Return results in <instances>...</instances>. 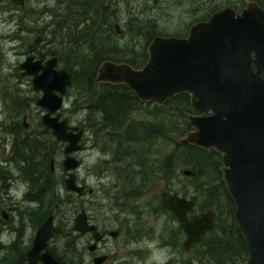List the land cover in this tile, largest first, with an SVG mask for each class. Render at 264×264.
I'll return each instance as SVG.
<instances>
[{
    "label": "rangeland",
    "instance_id": "rangeland-1",
    "mask_svg": "<svg viewBox=\"0 0 264 264\" xmlns=\"http://www.w3.org/2000/svg\"><path fill=\"white\" fill-rule=\"evenodd\" d=\"M3 1L4 7L13 6L10 0ZM213 1L212 3L219 5V8L225 7L221 6V0ZM252 1L256 0H231L230 2H233L235 6H226L235 7L240 12L248 2ZM199 2L194 0H117L112 8L113 12L109 9L106 13L112 20V27L114 23H119L123 36L118 38L113 28L112 32L110 29L107 32L105 27L100 26V32H102L100 39L95 40V43L90 46H93L94 54L95 52L118 53L122 58L128 56L135 62L134 65H137V60L141 57L140 54L146 49V40L141 34L145 25L152 27V33L158 36L186 38L189 27L200 20L195 17L204 19L211 13L207 8L208 0L203 1L204 11L197 8ZM24 5L23 11L17 14L13 11H0V68L6 69L2 71L5 73L3 78L6 83H9V88L4 87L6 86L5 83H0V90L10 91V94L32 104L39 93L33 91L29 76H25L23 70L19 69V64L24 62L28 55H35V53L26 51L33 44L31 42L38 37L37 29L49 25L47 34L43 35L49 36L51 39V32L55 29L54 21L60 20L61 26L66 22L67 29L73 27L80 34L87 30L91 23L88 21L78 24L72 22L70 25L71 21L63 18L67 15L66 12L70 15L77 8L66 11V6H64L60 9V0H27ZM101 19H105V16H101ZM104 32L108 34H103ZM145 32L149 33L150 28ZM27 37H29L28 40ZM56 37L60 38V54L64 55L61 57L63 62L61 60L58 66L60 69H66L65 66L70 67L75 64L76 52L79 53L78 55L89 52V49L84 52V49L89 45L88 42L86 43L88 39L77 40L70 46L67 42L68 39L62 36V31ZM41 45L39 44V46ZM103 45L107 46L104 47ZM128 46L129 49L133 50L131 55ZM112 47L118 49V52ZM94 54L89 53L91 57L89 59H93ZM86 71L87 69H84L82 76ZM82 76L79 72V77L73 86L68 87L64 95L60 116L62 115L70 126L83 128L84 136L80 142L82 149L73 155H76L82 164L76 172L77 182L84 185L87 190H92V194L86 193L81 199L74 195L70 196L73 203L69 204L65 211L73 209V212L76 211L77 213L80 206H84L88 210L94 209V205L95 207L101 206L97 209L100 212V220L104 223L108 222L110 230L119 233L117 238H109L107 242L101 245V252L111 256L110 261L105 264H206L201 257V247L194 246L189 252L183 251L182 243L184 240L179 223L162 206L160 199V194L163 191L190 199L196 193L199 195V204L195 214L212 210L216 216L218 215L215 207H209L208 203L212 199L204 193L202 195V192L197 189L199 182L194 183L191 180L193 176L184 175L185 170L191 171V169L181 167L184 164L183 160L188 156L181 153V148L177 149L176 139L183 136V132H189L191 130L190 125L187 130H179L175 124V113H178L176 111L178 107L177 109L160 110L158 106L152 103H137L131 110V117L128 121L131 125L132 136L135 135L136 140H120V138H126L124 128H116L114 132H110L106 128V126L110 127L108 124L100 125L102 117L96 119L95 116H92V114H96L92 105L95 104L98 95L102 93V88L87 84V79L83 80ZM1 77L0 75V79ZM2 107V99H0V111ZM36 108L32 105V112L41 115L42 110ZM89 110L92 114L89 117V122H87ZM187 114L189 113L185 115ZM166 115H173L174 117L169 118ZM163 116L172 119V122H163ZM0 120L2 119L0 118ZM148 127H152L154 132H150ZM47 138L48 134L44 139ZM19 139H11L0 134V161L6 157L8 160L14 159L11 147L16 143V147L20 151L23 139H20L21 141ZM137 142L138 144L135 145ZM63 147L64 145L61 144L60 150L57 151V155L60 153L59 162L63 158ZM219 161L218 170L222 166L221 159ZM173 165H175L174 176L171 179V174H168L169 171L162 173L161 169L167 166V169L171 170ZM212 165L211 168L207 167V183L215 180H222L223 182L222 175L220 174L219 178L221 179H219L213 171L216 164ZM20 167V165L15 164L12 166V170L16 173L15 171H18ZM130 178H134L133 183L129 182ZM25 189L23 184L18 183L9 190L11 198L18 203L13 208V222L9 228L8 225L3 226L6 221L0 215V264H17L16 255L19 253L17 247L19 249H21L20 246L26 247L34 238L38 227L36 225L31 227L29 219L23 214L26 205L32 209L36 205L22 201ZM2 191L3 189H0V192ZM55 196L50 195L48 200L41 203L46 213L49 205H54V212L59 211L60 198L65 199L64 191L60 188L57 189ZM9 199L4 195L0 196V209L6 208ZM57 219L61 221L60 230H62L65 219L60 217ZM58 225L59 222L56 221L55 227ZM17 236H19L18 240ZM57 239L55 237L49 242V247L54 248L55 252L56 249L58 250ZM87 240V237L83 238L82 242H79V246L77 242V246L79 249L84 248L81 249L84 254L83 264H93L87 251ZM13 243L17 247L13 246ZM64 245L68 247L69 244L65 239L60 238V253L64 251ZM15 247L14 253L13 248ZM69 249L73 250L72 245H69ZM74 262V264L78 263L76 257ZM67 264H71V262H67Z\"/></svg>",
    "mask_w": 264,
    "mask_h": 264
},
{
    "label": "water",
    "instance_id": "water-1",
    "mask_svg": "<svg viewBox=\"0 0 264 264\" xmlns=\"http://www.w3.org/2000/svg\"><path fill=\"white\" fill-rule=\"evenodd\" d=\"M22 5L24 0H11ZM264 1V0H263ZM119 33L118 25L115 26ZM148 59L140 68L128 63L103 61L96 70L93 85H125L140 102L163 105L175 95L185 93L197 115H188L191 130L176 139L179 145H191L221 156L220 171L227 192L234 202V219L248 248L243 264H264V9L256 1L248 2L236 13L225 7L206 22L189 28L186 38L155 37L147 48ZM56 59L42 65L27 58L20 68L33 76V86L43 92L39 106L56 112L62 107V95L71 84V75L55 70ZM42 71L39 75L38 72ZM57 92L60 98L53 94ZM44 125L59 142L66 143L63 161L66 173L79 167L74 157L81 150L78 142L83 131L69 127L59 117H43ZM184 175L194 176L185 170ZM1 177V175H0ZM68 190L81 194L75 177L65 179ZM161 201L178 220L185 235L183 251L212 231L216 213L208 210L189 218L194 202L163 192ZM51 218L39 228L28 264H58L43 252L52 229ZM74 230L85 234L94 230L83 211L74 221ZM113 235H116L113 233ZM98 238L95 239V243ZM95 245L89 247L93 251ZM106 256L94 264H103Z\"/></svg>",
    "mask_w": 264,
    "mask_h": 264
},
{
    "label": "flooded vegetation",
    "instance_id": "flooded-vegetation-1",
    "mask_svg": "<svg viewBox=\"0 0 264 264\" xmlns=\"http://www.w3.org/2000/svg\"><path fill=\"white\" fill-rule=\"evenodd\" d=\"M210 1H212V0H208V3ZM10 2L13 6L6 8V7H4V4H5L4 1L0 0V6H2L0 8V11L1 12L3 10L13 11L17 14L18 12L23 11V9L25 7L24 4L27 2V0H24L22 5H15L12 3L11 0H10ZM256 2L260 8L264 9V1L263 0H256ZM114 3L116 4L117 0H60V9L64 8V6H66V4L69 5L70 7L78 8L76 14L74 15V16H78V15H82V13H81L82 11L84 13H86V12H90L91 10L99 11V9H101V10L103 9L105 11L111 9V12H113L112 8L114 6ZM226 5L235 6L233 2H229V4H226ZM226 5H225V7H228ZM229 7H231V6H229ZM224 8H222V9H224ZM231 8H233L235 12L240 13V12H238V9H235L234 7H231ZM222 9H220V10H222ZM213 14H211V15H213ZM107 16H108V18H110L108 13H107ZM210 16L207 18L206 21L209 20ZM65 17H66V15H65ZM74 19H76V18H74ZM74 19H72V21ZM101 20H103V19H101ZM72 21L70 22V25L72 24ZM206 21H200V22H206ZM73 22H75V21H73ZM85 22H87V21H85ZM82 23H84V22H82ZM101 23H106V21H101ZM111 23H112V20L109 19L108 23H106V25L102 26V27H105L107 29L106 30L107 32H109L108 29H110V32H112V28H113L117 37L121 38V36H123L122 35L123 33H122V30L120 28L119 23L118 22L114 23L113 27H112ZM197 23H199V21ZM53 25H55V29L51 32V37H52L51 39H49V36L46 37L45 35H43V34H47L49 25L43 26L40 29L35 28V29H37L38 37L35 38L31 42L33 44L30 45L28 50L26 51L29 53H35V55H28L26 57V59L29 57H32L34 61H41L42 65H44L50 59L55 58L56 59L55 70L60 71V68L58 66L60 64V60H62L63 58H61L62 55L60 54V40H59L60 38L56 37V36L60 34V31H62V36H64L66 39H69L70 36L68 34L70 33V30L67 29V23L66 22L63 23V26H62L63 29L60 30V20L54 21ZM116 25H118V27H119V31H120L119 33L116 31V27H115ZM55 32H57V33H55ZM75 32L78 33L77 31H75ZM48 35H50V34H48ZM28 39H29V37H27V40ZM75 39L80 40L81 36H76ZM12 40L16 41L15 39H12ZM39 44H42V45L39 46ZM0 59H1V49H0ZM22 63L19 64V69L23 70V72L25 74V70L20 68V65ZM4 70H6V69L0 68V75L2 76L0 79V83H5L6 86H4V87L9 88V83H6V80L3 78V75L5 73H3L2 71H4ZM41 72L42 71H39L38 75ZM69 74L71 75V73H69ZM25 76H29L30 85L32 86L33 91L39 93V96L37 95L35 97L33 103L31 104L27 100L22 101L20 99V97L15 96L13 94H10V91H3L1 89L0 90V99H2L3 107H2V110L0 111V118L2 119V120H0V124H1L0 134L4 135V136H8V138H11V139L20 138V136H21L20 139H23L22 142L25 141L26 139L27 140L28 139H34V138L42 139V138H45L48 134V138L52 137L54 139L53 141L56 143V145L54 144L55 146L53 145L50 148L52 155L48 159L49 163L46 162V163L35 164L33 167H31L29 169H19L18 171H15L16 173H14V171L12 170V166H15L16 160L20 159V157L16 156V154H15L18 151V148L16 147V143H14L11 147L12 148L11 152L14 155V159L8 160V158L6 157V159L0 161V175H1V177H0V189H3V191L0 192V196L4 195L5 197L10 198L7 201V204L5 206L6 208L0 209V215L6 221L3 223V226L6 227L8 225V228H9V225L12 224V222H13V217H12V212H14L13 208H15V206H16L15 204H18V203H16L17 202L16 200L11 198L9 190L14 185H16L18 183L23 184L26 187L25 193H24V198L22 199V201L25 203H28V204H32V203L36 204L34 209H32L26 205V208L23 212L24 216L29 219V223H30L31 227H33L34 225H37V220H39L40 222L42 221L46 212L44 211L41 214L40 209L42 207H44L41 203H43L45 200H48L50 195L55 196L57 189L60 188V190L64 191V197H66L65 192L67 194H69L70 196L74 195L78 199H81L86 193L92 194V190H87L84 185L78 184V182H77L76 172L80 169L82 164H81V160L78 159V157H76V155L74 157L78 160L79 167L72 172L66 173L64 171L63 161L67 157V155L64 153V149H65V146L67 144L59 142L55 139V137L52 135V131L44 125L43 117L47 114H49L50 117L58 116L59 122L64 120V121H66V124L69 127H72V126H70L68 124L67 120L64 119L62 117V115L60 116V110H61L60 105H59V109L56 112H52V113H49V109H47L46 107L38 105V102L43 97V92L41 90H36L34 88L33 83H32V81H33L32 75L25 74ZM71 80H72V75H71ZM98 86L99 85H97L96 87H98ZM14 88L19 89L17 87H14ZM67 89L68 88H66V91H67ZM53 94H55L56 96H58L60 98L59 93L53 92ZM65 94H66V92H65ZM64 95L61 96L62 97V106H63V102H64ZM139 103H142V102L139 101ZM30 105L31 106L34 105L38 109H41L42 114L39 115V114L32 112ZM76 127H78V126H76ZM78 128L83 131V128H81L80 126ZM83 136H84V131H83V134H82V136L78 142L79 146H81L80 142H81ZM61 144L64 145V147L62 149L63 158L59 162L58 157L60 156V153L57 155V151L60 150ZM81 149H82V146H81ZM80 151L81 150L77 151L76 154ZM15 156L17 159L15 158ZM38 156H39L38 154L35 155L36 160L38 159ZM70 174L74 175L76 186L83 188V191L81 192V194L70 191L66 188L64 182H65V179ZM48 176L51 179L50 181H48ZM47 184L50 185V188H49V190H46L45 188H43L44 189V190H42L43 191L42 192L43 193V198H42L43 201L41 202V194H40L38 186L39 185L45 186ZM163 192H168V191H163ZM168 193L174 194L172 192H168ZM60 194H61V192H60ZM161 194H160V199H161ZM176 195H178V194H176ZM178 196L182 197L180 195H178ZM104 197H106V196H104ZM55 198H56V196H55ZM184 198H186V197H184ZM186 199L192 200L190 198H186ZM72 203L73 202H71L69 200L66 201L65 199L62 200L60 198V206H59V211L57 213L54 212V210H53L54 205H49V207L47 209L46 219H44L42 224L39 227H37V230L35 232V235H36L39 228L48 220V218H51L52 229H51V233H50L49 237L47 238L46 247L43 250V252H47L58 264H67V262H71V264H74L75 263L74 262L75 257H76V261L78 262L76 264H83L84 263V254H83L81 249H84V248L79 249L78 246H79V242H82V239L87 237L88 238L87 243H86L87 244V251H88L89 256L92 260V263H93V260L95 258L101 257V256L107 257V259L105 260V262L103 264L107 263L108 261H110L111 256H108V255L103 254L101 252V245L103 243L107 242V240L109 238H113V239L117 238L119 236V233L110 230V226H109L108 222L104 223L100 220V212L97 211V209L99 207H101L100 205H98L97 207H95V205H94V209H92V210H88L84 206H80L79 211L77 213H76V211L73 212V209H71L70 211L68 210L66 212L65 208H67L69 206V204H72ZM161 203H162V201H161ZM162 206H163V204H162ZM193 210H194V208H193ZM81 211L84 212L85 219H86V222L88 223V225L94 227L93 231L85 233V234H81L79 232H76L73 228L75 218L78 214H80ZM87 211H89V212H87ZM192 211L190 212V215H189L190 219L195 217V216H192ZM201 214H198L196 216H199ZM39 215H40V217H39ZM58 217L65 219V223H63L64 228L62 230H60L61 221L59 219H57ZM56 221L59 222L58 227H55ZM215 223H216V220H215ZM179 226H180V224H179ZM113 233H115L116 235H113ZM181 233L183 235V240H185V235H184L182 230H181ZM35 235H34V238L31 240V242L28 245H26V247L20 246L21 249H19L13 243V246H16L17 249L19 250V253L16 255V263L17 264H20V263L21 264H28L27 253L29 252V250L33 246V242L35 240ZM55 237H56V239L58 238L57 239L58 250L56 249V252H55L54 248L49 247V242ZM60 238L65 239L67 244L72 245L73 250L69 249V245H68V247L66 245H64V251L62 253H60ZM96 238H98V241L95 243ZM18 239H19V236H17V240ZM77 242H78V246H77ZM93 245H95V248L93 251H90L89 247H91ZM194 245H196V244H194ZM194 245L192 247H194ZM16 247L13 248L14 253H15ZM192 247H191V249H192ZM182 248H183V243H182ZM74 249H75V251H74ZM191 249H190V251H191ZM37 264H43V263L41 261H38Z\"/></svg>",
    "mask_w": 264,
    "mask_h": 264
},
{
    "label": "trees",
    "instance_id": "trees-1",
    "mask_svg": "<svg viewBox=\"0 0 264 264\" xmlns=\"http://www.w3.org/2000/svg\"><path fill=\"white\" fill-rule=\"evenodd\" d=\"M194 1H200L197 4V8L200 10V7H202V11H204V4L203 1L205 0H194ZM231 0H221L222 2L221 6H225L226 4H229ZM213 0L209 2L208 4V10L211 12V14L219 11L222 8H219V5H215L216 3ZM69 5L66 4L65 10L70 11L71 8L74 7H68ZM235 8V7H234ZM78 9V8H77ZM237 9V8H235ZM242 10V9H241ZM77 10L75 13H72L69 15L68 12L66 17L63 19L72 21V19L75 20V22L78 24L79 22H85L88 21L91 23L89 28L87 30H84L80 35L75 32V29L69 28L70 33L68 34L70 38L68 39V44L71 46L74 44L75 41L79 39H75L76 36H81V39H88L86 43L88 42L89 45L88 47L90 48H85L84 52H86L87 49H89V52L84 54L76 52L75 55L77 56L75 64L72 66L68 67L65 66V70H67L69 73L72 75V82L71 86L75 83L77 77H79V72L81 73L84 72V69H87L85 74L82 76L83 80L87 79V84H92L93 87H96L93 85V80L96 75V70L98 66L106 60H112L116 62H125L128 63L134 68H140L142 65H144L147 61V48L148 45L151 43L152 39L157 36L154 33H152V27H149L147 24L145 25V28L141 30L143 33L142 36H144L146 43H145V51L140 54L141 57L138 58L137 60V65H134L135 62L132 61L128 56L126 58H122L119 56V54H114L112 52L108 53H102V52H95L94 54V49L93 45L95 43V40L100 39V26H105L106 23H108L109 18L107 16V13L105 10L99 9V11H93L91 10L90 12L84 13L83 11L81 12L82 15L74 16L76 14ZM239 12V10H238ZM106 16L105 19L101 21H106V23H101L100 19L101 16ZM209 15V16H210ZM208 16V17H209ZM100 19H97V18ZM207 17V18H208ZM62 18V17H61ZM197 19H200V21H206L207 18L201 19L199 17H195ZM73 20V21H74ZM72 21V22H73ZM93 28V29H91ZM150 28V32L146 33L145 31ZM63 27L60 25V30H62ZM73 33V34H72ZM103 34H108L104 32ZM123 35V34H122ZM67 36V35H66ZM87 36V37H86ZM109 37H112L108 35ZM99 37V38H98ZM80 39V40H81ZM82 41V40H81ZM106 47L107 45H103ZM115 49L114 47H112ZM118 52V49H115ZM129 54L131 55L133 50L129 49ZM93 53L95 56L93 59L91 58L89 53ZM84 54V55H82ZM64 56V55H62ZM106 56V57H105ZM116 56H119V58H116ZM105 57V58H104ZM61 61V60H60ZM63 62V59H62ZM75 69H77L75 71ZM102 88V93L98 95L97 99L95 100V104L92 105L93 111L96 112V114H92L89 110V116L87 119V122H89V117L95 116L96 119H101V126H104L105 124H108L107 130L110 132H114L116 128L118 129H123L126 135V138L120 140H129L135 139L134 136H132V129L131 125L128 123L129 118L131 117V110L135 107L134 105L139 103L137 97L127 88L125 85H109V84H102L99 85ZM178 107V109H177ZM160 110H165L169 108L177 109L178 113L176 112V125L178 126L179 130H187L189 128V122H188V115H195L197 114L194 109L190 105V97L188 94L181 93L178 94L171 99L167 100L163 105L158 107ZM186 113H189L185 115ZM169 118L174 117L173 115H166ZM163 122H168L171 123L172 119H167L165 116L162 117ZM128 123V125H127ZM113 127V128H112ZM115 127V128H114ZM147 129L150 130V132H154V129L152 127H148ZM146 129V130H147ZM191 129V128H190ZM186 134L185 132H183ZM183 134V135H184ZM181 137V136H180ZM54 139L52 137H49L47 139L42 138V140L38 138L34 139H26L25 141L22 142V145L20 147V151L18 150L15 154L16 156L20 157L19 160H16V164L20 165V169H29L33 167L35 164H40V163H49L48 159L51 157V147L56 143L53 141ZM121 144V143H120ZM138 144L135 143V145ZM177 144V143H176ZM134 147V144H133ZM182 150V154L186 155V157L183 162L184 164L181 165L182 168H189L191 169V172L194 174V176L191 178V180L194 181V183H198L197 189L202 192V195H206L212 199L210 201L209 207H215L218 211V215L216 216V223L214 226V229L207 233L201 241L194 245L202 248L201 251V257L203 260L206 262V264H243L244 262L247 261L248 259V248L247 244L242 237L240 231L237 228L235 219H234V202L229 196L227 189L225 187L224 182L222 180H215L214 182L207 183V178H208V173H207V167L209 166L211 168L212 164H216L214 166L215 170L214 173L218 175V178L220 177V169L218 170L217 167L220 164V159L221 156L216 153L215 151H204L203 149L196 148L191 145H179L177 144V149ZM180 152V151H179ZM26 153V154H25ZM38 154V159L36 160L35 155ZM219 158V159H218ZM17 159V158H16ZM205 166V168H204ZM174 167L173 165L172 169L169 170L167 169V166H164L161 169L162 173H166L169 171L168 174H171V179L174 176ZM180 168L179 166H177ZM213 167V165H212ZM221 168V167H220ZM203 181L201 182V180ZM221 179V178H219ZM50 177L48 176V181H50ZM130 183L134 182V178L129 179ZM40 194H41V202L43 201V188L46 190H49L50 185L47 184L45 186L39 185L38 186ZM204 193V194H203ZM65 200L66 201H71L70 195L65 192ZM217 196V198H216ZM191 199L194 201V210L192 211V216L196 215L195 213L197 212V207L199 204V195L196 193L193 194ZM219 202V203H218ZM45 209L42 207L40 209V212H44ZM40 214V215H41ZM39 215V217H40ZM47 213H45L42 221L40 222L37 220V225L40 226L44 219H46ZM182 234V233H181ZM13 255V254H12Z\"/></svg>",
    "mask_w": 264,
    "mask_h": 264
},
{
    "label": "bare ground",
    "instance_id": "bare-ground-1",
    "mask_svg": "<svg viewBox=\"0 0 264 264\" xmlns=\"http://www.w3.org/2000/svg\"><path fill=\"white\" fill-rule=\"evenodd\" d=\"M107 61V60H106ZM125 63V62H124ZM20 135V134H19ZM19 137V136H18ZM20 138H21V136H20ZM16 139V138H15ZM20 140V139H19ZM21 141V140H20Z\"/></svg>",
    "mask_w": 264,
    "mask_h": 264
}]
</instances>
